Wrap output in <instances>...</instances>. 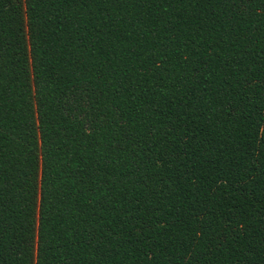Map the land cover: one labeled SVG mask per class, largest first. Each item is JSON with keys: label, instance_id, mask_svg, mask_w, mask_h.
Here are the masks:
<instances>
[{"label": "trees", "instance_id": "1", "mask_svg": "<svg viewBox=\"0 0 264 264\" xmlns=\"http://www.w3.org/2000/svg\"><path fill=\"white\" fill-rule=\"evenodd\" d=\"M0 264H264V0H0Z\"/></svg>", "mask_w": 264, "mask_h": 264}]
</instances>
